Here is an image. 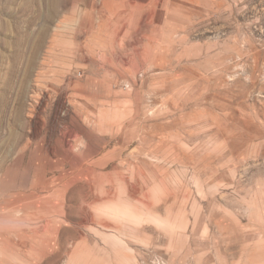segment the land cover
Instances as JSON below:
<instances>
[{
	"label": "rangeland",
	"instance_id": "rangeland-1",
	"mask_svg": "<svg viewBox=\"0 0 264 264\" xmlns=\"http://www.w3.org/2000/svg\"><path fill=\"white\" fill-rule=\"evenodd\" d=\"M0 264H264V0H0Z\"/></svg>",
	"mask_w": 264,
	"mask_h": 264
}]
</instances>
